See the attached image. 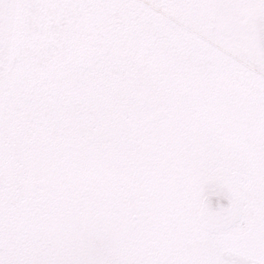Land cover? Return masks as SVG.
I'll use <instances>...</instances> for the list:
<instances>
[{
  "label": "snow or ice",
  "instance_id": "snow-or-ice-1",
  "mask_svg": "<svg viewBox=\"0 0 264 264\" xmlns=\"http://www.w3.org/2000/svg\"><path fill=\"white\" fill-rule=\"evenodd\" d=\"M0 264H264V0H0Z\"/></svg>",
  "mask_w": 264,
  "mask_h": 264
}]
</instances>
